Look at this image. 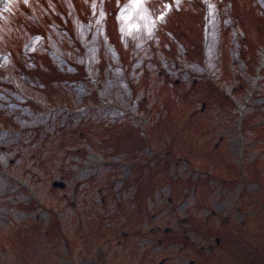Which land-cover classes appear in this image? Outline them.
Returning <instances> with one entry per match:
<instances>
[{
  "label": "rangeland",
  "instance_id": "rangeland-1",
  "mask_svg": "<svg viewBox=\"0 0 264 264\" xmlns=\"http://www.w3.org/2000/svg\"><path fill=\"white\" fill-rule=\"evenodd\" d=\"M199 1L206 13L200 5L188 0H145L141 9L144 18L137 13L124 23L121 16L131 14L132 5L130 0H118L109 25L111 5L104 0H0V264L64 261L62 245H55L56 235L55 243L43 236L42 229L34 237V233L27 231L31 221H25L26 215L15 203L28 202L30 198H45L47 204L61 201V193L89 173L88 168H82L85 171L81 175L76 173L81 170L78 165L86 166L85 161L91 159L85 151V155L75 153L76 146L89 153L96 151L99 158L107 161L110 158L105 152L114 150V145H125L122 137L131 132L144 137L146 149L151 145L157 150H173L177 160L172 156L163 164H167L169 179L179 182L187 191L182 196L174 194V188L170 189L167 182L157 199L141 201L145 229L150 223L174 225V218L184 215L185 210L191 222L202 225L214 207L222 212V217L231 209L230 219L222 226L234 228L238 219L248 216L244 231L223 230L219 217H212L208 225L199 228L198 234L191 233L190 238L198 245H206L204 258H199L202 262L197 263L237 264L240 256L250 264L264 263L263 200L252 194L248 208V195L246 199L238 198L237 193L244 185L247 186L244 193L258 189L264 192V151H261L264 149V0ZM178 65L185 67L184 71L180 72ZM77 66L84 71L83 79L71 83L57 81L58 71L71 74ZM35 67L40 73L44 71L41 78L46 82L40 83L31 73H26ZM161 67L162 78H158L154 69ZM164 67L169 68L171 83L177 79L181 82L169 85L165 80L169 74ZM199 67H216V72L221 73L215 75L211 70L213 79L203 77L210 80L207 85L211 98L197 93L198 89L204 90L199 88L200 76L196 72ZM235 70L247 81L248 91L238 93L233 88L237 83ZM185 71L190 73L189 80ZM130 76H134L135 86L143 87L137 90L139 97L147 94L154 98L149 101L152 108L146 113L151 111L160 121L155 127L154 141L150 136L146 138V127L142 125L145 116L135 111L125 112L136 108L138 100L128 98L130 94L125 88ZM195 77H199L195 88H190ZM145 87H150L149 93ZM221 89H226L225 94L235 99L234 105L229 100L226 102ZM123 97L129 101L123 102ZM195 102L203 112L195 113ZM222 103L231 110L232 117L221 119L228 116L227 111L222 113ZM1 116H11L10 123ZM251 140L253 145H258L257 170L263 178H255L248 185L252 179V166L248 162L255 153L247 154L243 147L249 149ZM217 153L223 159L217 158ZM52 180H61L66 187L52 188ZM229 191L231 194L227 196ZM167 196L172 199L170 203L161 198ZM222 196L224 199L218 200ZM172 205L176 207L171 212L174 218L167 216L169 212L159 214V209ZM237 205L246 209L238 212ZM112 207L113 210L124 208V202L120 206L113 203ZM136 207L137 203L128 208ZM128 215L127 224H132L137 214L130 210ZM118 221L123 223V217ZM76 226L79 230V225ZM82 226L86 231L91 229L87 217ZM237 226L241 228L239 223ZM203 232L208 239H204ZM216 236L220 237L219 246L215 245ZM30 237H34V242ZM174 247L170 250L173 249L179 261L183 249ZM158 255H154L150 264H157ZM148 262L145 260V264Z\"/></svg>",
  "mask_w": 264,
  "mask_h": 264
},
{
  "label": "flooded vegetation",
  "instance_id": "flooded-vegetation-1",
  "mask_svg": "<svg viewBox=\"0 0 264 264\" xmlns=\"http://www.w3.org/2000/svg\"><path fill=\"white\" fill-rule=\"evenodd\" d=\"M155 136L156 133L151 134L152 141ZM122 138L125 145L121 147L114 145L116 147L114 150L105 152L110 158L107 161L96 160L98 152H92L95 161L91 159L85 161L86 166L78 165L81 170L76 171L81 175L88 168L87 177L82 176L73 186L69 185L67 192L61 193L60 207L56 214H53L56 216L53 225L58 229V242L66 251L63 256L64 261L60 264H124L133 260L136 264H145V260H149L148 264H150L153 263L154 255L160 250L162 243L167 241L175 244L178 239H175L176 231L168 228L163 231L157 227L145 230L144 208L141 202L149 198L157 199L156 196L160 195L162 186L167 182L170 183V189L174 188V194L179 193L181 196L186 194L182 184L177 188L176 182L169 179L167 164H163L169 162L173 150L165 148L157 150L151 145L146 149L145 139L140 133L138 135L131 132ZM115 157L125 160H114ZM173 159L177 160L175 156ZM65 187L64 183L62 188ZM122 202L124 208L113 210V203L120 206ZM135 203H137L136 208H128ZM32 208L33 206L28 209ZM130 210H135L137 216L132 224H127L130 220L128 215ZM85 217L91 223V229L87 231L82 226ZM120 217H123L124 222L118 224ZM188 220L189 218L186 221ZM38 221L31 222L27 226L28 231L34 233V237L41 227H45L46 233L50 232V223H45L44 217ZM76 225H79V230ZM161 232L167 237L166 239L160 238ZM34 237H30V241L34 242ZM149 240H151L150 244L147 242ZM177 243L183 244L184 248H188V243L193 245L192 241L184 239L178 240ZM75 245H77L75 252L69 249ZM79 247L83 253L86 251V255L79 253ZM201 248L203 249V246ZM201 250H197L199 254ZM201 258L203 259L204 256ZM165 262L166 260L160 264ZM174 264H195V260L180 257V261Z\"/></svg>",
  "mask_w": 264,
  "mask_h": 264
},
{
  "label": "snow or ice",
  "instance_id": "snow-or-ice-1",
  "mask_svg": "<svg viewBox=\"0 0 264 264\" xmlns=\"http://www.w3.org/2000/svg\"><path fill=\"white\" fill-rule=\"evenodd\" d=\"M130 3L132 5V11L131 14L128 15H122L121 20L124 23H128L131 20L132 15H135L137 13H140L141 18L143 17V13L141 12V9L145 7V0H130ZM124 11V8H122V12ZM122 31L124 30L123 25H122Z\"/></svg>",
  "mask_w": 264,
  "mask_h": 264
}]
</instances>
